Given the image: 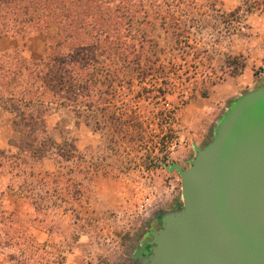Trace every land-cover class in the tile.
<instances>
[{
  "label": "rangeland",
  "instance_id": "374dc122",
  "mask_svg": "<svg viewBox=\"0 0 264 264\" xmlns=\"http://www.w3.org/2000/svg\"><path fill=\"white\" fill-rule=\"evenodd\" d=\"M156 1L173 17L163 24L150 11L131 32L123 20L98 104L38 91L14 68L38 61L26 47L43 32L14 35L19 49L0 54V137L7 124L16 134L0 147V264H128L157 212L182 209L172 166L190 168L232 104L264 86V0ZM11 97L40 100L45 126L9 114Z\"/></svg>",
  "mask_w": 264,
  "mask_h": 264
},
{
  "label": "water",
  "instance_id": "95a60500",
  "mask_svg": "<svg viewBox=\"0 0 264 264\" xmlns=\"http://www.w3.org/2000/svg\"><path fill=\"white\" fill-rule=\"evenodd\" d=\"M149 264H264V86L236 100L185 169Z\"/></svg>",
  "mask_w": 264,
  "mask_h": 264
},
{
  "label": "trees",
  "instance_id": "16d2710c",
  "mask_svg": "<svg viewBox=\"0 0 264 264\" xmlns=\"http://www.w3.org/2000/svg\"><path fill=\"white\" fill-rule=\"evenodd\" d=\"M165 1L167 6L172 3V0ZM150 11L160 17L163 24L167 17H173L168 10H161L156 0H0V34L14 37L24 33L28 37L37 30L48 34L50 39L48 31L51 26H56L58 33L53 36L57 37L56 44L53 46L51 42L38 61L28 64L16 61L14 68L29 71L31 86L37 87L38 91L47 86H58L62 92L68 89L76 97L98 104L102 99L99 91L104 83L102 80L107 81L111 76L115 58L122 54L115 34L122 29L123 20H127L126 29L131 32L135 22L143 15L150 16ZM76 40L86 43L89 48H80V44H75ZM70 46L79 48L71 49ZM2 59L0 57V63ZM5 70L9 68L0 65V72L5 73ZM65 81L69 86L64 84ZM3 90L4 86L0 84V91ZM9 102L12 106L9 111L19 118H29L23 120L31 129L45 126L43 117L48 110L40 100L23 101L11 97ZM4 107L8 108L7 105ZM22 108L35 109L38 116L26 115ZM46 154L42 149L36 151L41 159Z\"/></svg>",
  "mask_w": 264,
  "mask_h": 264
},
{
  "label": "crops",
  "instance_id": "0c3cea01",
  "mask_svg": "<svg viewBox=\"0 0 264 264\" xmlns=\"http://www.w3.org/2000/svg\"><path fill=\"white\" fill-rule=\"evenodd\" d=\"M51 29V33L53 36L57 35L58 31L54 30V26L50 27ZM48 41H49V35L46 33H39L36 35H33L29 38L28 43H27V47L26 49L29 51L30 55H34L33 58L34 59H40L43 55L44 52L46 50V48L48 47ZM37 43H39V47L34 51L33 50V46L36 45ZM19 49V42L16 40V38L11 37V36H7V35H3L0 34V54L3 53H10V52H15ZM0 108L3 109V107L0 106ZM9 114H11L10 111H7ZM7 130H4L1 133V137H0V147L1 148H6L7 145H9V140L11 138L16 139V134L14 130H10L11 126L10 124H7ZM8 137L7 140L5 141L4 138Z\"/></svg>",
  "mask_w": 264,
  "mask_h": 264
},
{
  "label": "flooded vegetation",
  "instance_id": "af4514ba",
  "mask_svg": "<svg viewBox=\"0 0 264 264\" xmlns=\"http://www.w3.org/2000/svg\"><path fill=\"white\" fill-rule=\"evenodd\" d=\"M166 215L167 214H164L163 212H157L156 217L154 219V223L148 230L146 237L138 248V252L136 251L135 255L133 256V259H131L128 264H149L148 260L152 256L150 250L153 248L151 243L154 238V233L162 229V218Z\"/></svg>",
  "mask_w": 264,
  "mask_h": 264
}]
</instances>
